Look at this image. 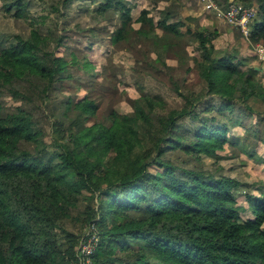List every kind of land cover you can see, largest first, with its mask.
Listing matches in <instances>:
<instances>
[{"label": "trees", "instance_id": "16d2710c", "mask_svg": "<svg viewBox=\"0 0 264 264\" xmlns=\"http://www.w3.org/2000/svg\"><path fill=\"white\" fill-rule=\"evenodd\" d=\"M61 1L65 12L77 2ZM89 1L97 2L95 16H116L111 44L142 56L135 72L165 80L182 103L168 107L162 95L137 86L140 95L129 98L132 109L121 114L113 103L120 68L110 61L102 72L92 68L82 100H60L64 109L53 112L52 123L59 138L49 140L26 105L32 93L44 97L64 87L71 63L43 53L46 39L35 29L3 47L0 264H76L80 238L92 221L99 233L92 264H264V185L258 194L242 189L252 213L243 217L239 179L170 157L174 151L219 159L227 143L244 149L242 137L230 134L236 119L225 115L236 111L238 100L248 114L254 110L247 101L264 104L263 65L249 64L253 57H238L234 48L214 53L217 32L192 26L189 14L173 19L168 8L155 20L143 8L135 27L129 0ZM239 1L257 4L262 17L253 21L248 42L264 44V0ZM11 5L19 15L25 9L22 0ZM62 37L57 47H65ZM192 41L201 58L188 51ZM165 54L178 59L183 74L174 72L178 66L168 64ZM7 92L23 104L8 108L2 100ZM69 114L77 128L70 124L61 134ZM186 118L194 126L190 134Z\"/></svg>", "mask_w": 264, "mask_h": 264}, {"label": "rangeland", "instance_id": "374dc122", "mask_svg": "<svg viewBox=\"0 0 264 264\" xmlns=\"http://www.w3.org/2000/svg\"><path fill=\"white\" fill-rule=\"evenodd\" d=\"M14 1L16 0H0V50L13 42H17L19 40L18 36L26 39L30 36L31 31L35 29L46 39L45 45L42 46L43 50H41L43 53L52 52L63 55L64 59L71 63V66L65 72V75L69 72L70 76L68 77L69 80L65 81L64 87L59 85L56 89L52 88L44 97L32 93L30 95L31 101L26 105L35 113L40 126L46 130L47 139L59 138L53 132L52 123L55 119L53 112L59 109L60 100L66 96L72 98L73 104L78 100H82L86 94L83 84L87 83L86 77L92 72V68L97 73L102 72L103 65L110 61L120 68L117 73L118 80L116 81L118 90L113 103L121 114L132 109L129 98L140 95L137 86L145 87L150 93L162 95L168 107L181 105L182 97L177 95L165 80L144 73L143 70L135 72L134 67L143 62V58L139 53L128 48H116L111 44L110 32L115 28L113 19L116 16H95L92 12L97 2L77 0L73 7L65 12L61 0H22L25 9L19 15L17 14V5L8 7ZM129 2L134 6L132 16L135 27L139 26L136 18L143 8L149 9L150 15L155 20L159 18L163 10L169 8L173 12V19L180 15L183 17V15L189 14L193 18L191 19L192 26L205 28L211 31V35L214 34L213 32H217L212 39L214 53L232 51L234 48L238 57L247 55L253 57L249 64H255L257 67L264 65V60L260 59L256 53L255 44L249 43L244 38L243 33L240 34L241 30L239 31L238 27L220 21L221 18L212 8L207 7L205 0H129ZM227 3L219 4L226 6ZM252 5L257 6L256 3ZM86 6L88 7L86 8ZM261 17L262 14L257 10L254 21L260 20ZM62 27H65V29H62ZM60 35L64 37L65 47H57ZM197 44L196 41H192L187 49L191 55L201 58L202 52ZM165 60L173 66L179 64L178 59L172 55L165 54ZM85 61L90 65H85ZM76 66L81 69H75ZM174 72L181 75L184 73V68L178 66V69ZM191 76L192 78L197 76L196 72L192 73ZM260 76H262L261 81L264 83L263 74H259V78ZM200 87L201 84H198L197 88ZM212 99L213 97H211ZM2 100L10 109L23 104L21 99H16L9 92L2 97ZM247 103L254 110L251 113L243 112L247 110L244 108V103L238 100L235 103L236 111L225 115V119H236L230 134L242 137L241 142L245 143L244 149L239 146H229L227 143L225 149L220 152L222 157L219 159L207 155L195 159L181 152L174 153L172 151L170 153L173 160H181L189 166L195 165L212 171L217 170L218 173L239 179L243 186L240 191L238 208L243 217L252 216V213L247 200L242 194L244 192L242 189L245 188L246 191L258 194L260 190L258 186L264 185V104L254 99L247 101ZM47 105H50V109ZM203 108L204 105L200 107V109ZM63 109L62 106L59 110L62 111ZM203 115L204 119L209 122L207 116L210 113L203 111ZM71 116L69 114L67 119L62 120L64 128L61 134L70 124L77 128V118ZM185 120L186 128L189 129L187 133L190 134L194 126L189 123V118ZM86 123L89 125L92 120H87ZM81 227L80 223H77L74 228L80 229Z\"/></svg>", "mask_w": 264, "mask_h": 264}, {"label": "built area", "instance_id": "2783aa9c", "mask_svg": "<svg viewBox=\"0 0 264 264\" xmlns=\"http://www.w3.org/2000/svg\"><path fill=\"white\" fill-rule=\"evenodd\" d=\"M207 7L212 8L216 14L227 24L238 27L248 39L252 30V21L257 14V6L246 5L239 0H228L226 6L220 5L216 0H205ZM258 57L264 60V44L255 43ZM99 233L95 221L90 222L80 238L77 249L78 262L76 264H92L91 254L96 248Z\"/></svg>", "mask_w": 264, "mask_h": 264}, {"label": "crops", "instance_id": "0c3cea01", "mask_svg": "<svg viewBox=\"0 0 264 264\" xmlns=\"http://www.w3.org/2000/svg\"><path fill=\"white\" fill-rule=\"evenodd\" d=\"M219 20H220V21H223V23L226 24V22H225L224 20H222V19H219ZM245 39H247V38H245ZM247 40H248V39H247Z\"/></svg>", "mask_w": 264, "mask_h": 264}, {"label": "water", "instance_id": "95a60500", "mask_svg": "<svg viewBox=\"0 0 264 264\" xmlns=\"http://www.w3.org/2000/svg\"><path fill=\"white\" fill-rule=\"evenodd\" d=\"M256 68H258V67L256 66ZM263 70H264V65H263Z\"/></svg>", "mask_w": 264, "mask_h": 264}]
</instances>
